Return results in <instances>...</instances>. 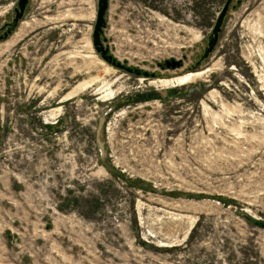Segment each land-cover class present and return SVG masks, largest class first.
<instances>
[{
    "label": "rangeland",
    "instance_id": "rangeland-1",
    "mask_svg": "<svg viewBox=\"0 0 264 264\" xmlns=\"http://www.w3.org/2000/svg\"><path fill=\"white\" fill-rule=\"evenodd\" d=\"M224 2L109 0L110 53L149 78L94 50L97 0L28 1L0 42V264H264V0L201 75L149 83L184 75Z\"/></svg>",
    "mask_w": 264,
    "mask_h": 264
},
{
    "label": "water",
    "instance_id": "water-1",
    "mask_svg": "<svg viewBox=\"0 0 264 264\" xmlns=\"http://www.w3.org/2000/svg\"><path fill=\"white\" fill-rule=\"evenodd\" d=\"M29 0H18L16 6L13 8L12 15L8 22H3L0 26V31L6 28V31L0 35V42L7 40L11 34L14 32L17 25L21 22L24 11L28 4ZM241 0H225L221 10L216 16V19L210 29V32L207 35L206 44L203 47V50L200 52L199 57L194 60L193 64L186 67L183 74L186 72H192L199 68L206 59L210 57V55L215 51L216 46L219 42L220 33L222 31V27L225 21V18L230 13L231 10H234L237 5H239ZM109 6V0H97V9H96V18L95 23L93 25L92 30V45L97 54L100 55L101 60L109 64L110 66L117 68L119 70H123L126 73L134 74L136 76L143 77H155L156 74L154 72H148L142 70L141 68H136L133 66H129L125 62H120L117 60L109 50V46L106 43V38L103 37L104 28L106 27V12ZM9 26V27H8ZM180 60H166L164 62L166 67H180Z\"/></svg>",
    "mask_w": 264,
    "mask_h": 264
},
{
    "label": "bare ground",
    "instance_id": "bare-ground-1",
    "mask_svg": "<svg viewBox=\"0 0 264 264\" xmlns=\"http://www.w3.org/2000/svg\"><path fill=\"white\" fill-rule=\"evenodd\" d=\"M13 40H11V41H13ZM11 41L9 40L8 42H6V46L10 45ZM6 46H4V47H6ZM200 73H201L200 71L193 72V73L186 72V74L184 73V75L177 76V77L152 79L149 81V83L153 84V85H158V86H171V85H176V84H183V83L189 81L190 79L197 77ZM141 80H142V78H141ZM106 93H108V91ZM109 94H111V92H109Z\"/></svg>",
    "mask_w": 264,
    "mask_h": 264
},
{
    "label": "flooded vegetation",
    "instance_id": "flooded-vegetation-1",
    "mask_svg": "<svg viewBox=\"0 0 264 264\" xmlns=\"http://www.w3.org/2000/svg\"><path fill=\"white\" fill-rule=\"evenodd\" d=\"M11 17V16H10ZM10 17L8 18V20L4 21V22H8L10 20ZM9 27V26H8ZM7 27H4L1 31H0V35L6 31ZM162 66H165V64H162Z\"/></svg>",
    "mask_w": 264,
    "mask_h": 264
}]
</instances>
